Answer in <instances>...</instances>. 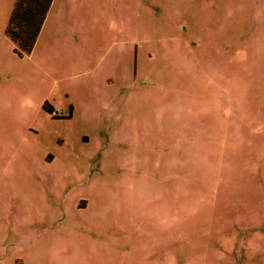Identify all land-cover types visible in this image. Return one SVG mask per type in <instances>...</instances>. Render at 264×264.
I'll list each match as a JSON object with an SVG mask.
<instances>
[{
  "label": "rangeland",
  "instance_id": "374dc122",
  "mask_svg": "<svg viewBox=\"0 0 264 264\" xmlns=\"http://www.w3.org/2000/svg\"><path fill=\"white\" fill-rule=\"evenodd\" d=\"M0 0V264H264V0Z\"/></svg>",
  "mask_w": 264,
  "mask_h": 264
},
{
  "label": "trees",
  "instance_id": "16d2710c",
  "mask_svg": "<svg viewBox=\"0 0 264 264\" xmlns=\"http://www.w3.org/2000/svg\"><path fill=\"white\" fill-rule=\"evenodd\" d=\"M51 0H16L5 34L18 54L29 53Z\"/></svg>",
  "mask_w": 264,
  "mask_h": 264
},
{
  "label": "crops",
  "instance_id": "0c3cea01",
  "mask_svg": "<svg viewBox=\"0 0 264 264\" xmlns=\"http://www.w3.org/2000/svg\"><path fill=\"white\" fill-rule=\"evenodd\" d=\"M10 40V39H9Z\"/></svg>",
  "mask_w": 264,
  "mask_h": 264
}]
</instances>
